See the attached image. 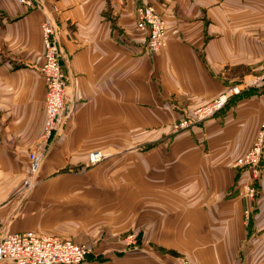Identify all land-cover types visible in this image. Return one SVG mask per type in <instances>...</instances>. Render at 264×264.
Listing matches in <instances>:
<instances>
[{
  "label": "crops",
  "instance_id": "obj_1",
  "mask_svg": "<svg viewBox=\"0 0 264 264\" xmlns=\"http://www.w3.org/2000/svg\"><path fill=\"white\" fill-rule=\"evenodd\" d=\"M41 1L0 0V236L87 243L82 264H264V151L254 201L234 165L264 122V86L173 130L227 86L264 76V0ZM142 4L167 25L152 54L135 26ZM47 19L59 29L66 117L26 193L23 164L42 144ZM96 150L107 157L90 165Z\"/></svg>",
  "mask_w": 264,
  "mask_h": 264
},
{
  "label": "built area",
  "instance_id": "obj_2",
  "mask_svg": "<svg viewBox=\"0 0 264 264\" xmlns=\"http://www.w3.org/2000/svg\"><path fill=\"white\" fill-rule=\"evenodd\" d=\"M30 8H42L41 0H18ZM136 29L145 34V50L148 54L160 51L166 46L167 25L161 13L152 4L136 7ZM58 26L47 19L41 24L43 45V64L39 75L44 79L46 92L44 98V121L42 140L29 151L23 165L25 178L24 190L29 193L36 185L35 175L38 173L49 142L57 134L66 115L63 114L68 78L61 63ZM243 84V85H242ZM264 86V76L229 85L224 91L206 103L199 105L191 114L175 121L174 131L187 129L191 125L202 123L222 111L234 96L240 95L250 87ZM264 151V122L249 149L234 161V165L246 171L248 180L243 184L246 197L254 201L258 192V179L261 175L262 154ZM105 157L102 151H92L88 162L96 164ZM248 216V211L245 212ZM136 234L130 235V241ZM92 249L84 243L68 238L46 236L35 231L13 232L0 236V262L9 264H82ZM175 264H195L187 258H180Z\"/></svg>",
  "mask_w": 264,
  "mask_h": 264
},
{
  "label": "rangeland",
  "instance_id": "obj_3",
  "mask_svg": "<svg viewBox=\"0 0 264 264\" xmlns=\"http://www.w3.org/2000/svg\"><path fill=\"white\" fill-rule=\"evenodd\" d=\"M249 89V88H248ZM247 90V89H246ZM63 114H64V111H63ZM92 152V151H91ZM90 153V152H89ZM89 153H88V155H89ZM105 154V153H104ZM107 156H105L100 162H98V163H96V164H99V163H101L105 158H106ZM26 161V160H25ZM25 161H24V163H25ZM89 163V162H88ZM90 164V163H89ZM96 164H90V165H96ZM24 165V164H23ZM41 165H42V163H41ZM40 169H41V166H40ZM40 169H39V171H38V173L35 175V181L37 182V180H38V176H39V174H40ZM262 170H263V168H261V172H262ZM25 178V172H24V169H22V187H23V189H24V185H23V179ZM259 180V179H258ZM37 184V183H36ZM36 186V185H35ZM234 186H235V184H234ZM243 186V185H242ZM34 189V188H33ZM259 189H260V183H259V186H258V192H259ZM257 192V193H258ZM243 194H244V192H243ZM256 196V195H255ZM26 197V196H25ZM133 234H136V236H135V238L132 240V241H130V235H133ZM138 232L137 231H131L130 233H128L127 235H126V237H125V240H126V242L128 243V245H130L131 247H137L138 245H137V239H138ZM74 241V240H73ZM75 242H77V241H75ZM85 244V243H84ZM86 245H88L87 243H86ZM89 246V245H88ZM194 263V262H193Z\"/></svg>",
  "mask_w": 264,
  "mask_h": 264
},
{
  "label": "trees",
  "instance_id": "obj_4",
  "mask_svg": "<svg viewBox=\"0 0 264 264\" xmlns=\"http://www.w3.org/2000/svg\"><path fill=\"white\" fill-rule=\"evenodd\" d=\"M253 89H256L257 90L258 88H256V87H250L248 90L243 91L241 94H243V95H245V94H251L252 91H253Z\"/></svg>",
  "mask_w": 264,
  "mask_h": 264
}]
</instances>
